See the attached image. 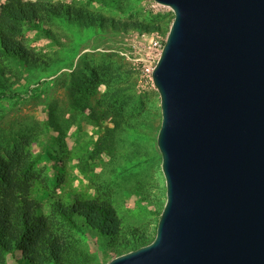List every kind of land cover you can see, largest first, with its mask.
<instances>
[{
	"label": "rangeland",
	"instance_id": "obj_1",
	"mask_svg": "<svg viewBox=\"0 0 264 264\" xmlns=\"http://www.w3.org/2000/svg\"><path fill=\"white\" fill-rule=\"evenodd\" d=\"M9 3L38 18L2 28L20 51L0 45V166H29L42 222L18 246L1 231L0 264H108L148 246L166 187L160 98L143 71L173 13L153 0H0V12ZM79 203L110 208L112 232L73 214Z\"/></svg>",
	"mask_w": 264,
	"mask_h": 264
},
{
	"label": "water",
	"instance_id": "obj_2",
	"mask_svg": "<svg viewBox=\"0 0 264 264\" xmlns=\"http://www.w3.org/2000/svg\"><path fill=\"white\" fill-rule=\"evenodd\" d=\"M165 180L155 239L108 264H264V0H153Z\"/></svg>",
	"mask_w": 264,
	"mask_h": 264
},
{
	"label": "trees",
	"instance_id": "obj_3",
	"mask_svg": "<svg viewBox=\"0 0 264 264\" xmlns=\"http://www.w3.org/2000/svg\"><path fill=\"white\" fill-rule=\"evenodd\" d=\"M54 16H60L63 12L62 8L50 7L45 9ZM37 13L34 4H16L9 3L2 7L0 12V45L4 50L11 48L13 52L19 47H11L2 28H13L9 21H17L26 25H32L37 22ZM20 66L28 70L27 62ZM5 94H0V98H6ZM0 180L4 185L0 184V232H4L7 238L18 246L21 240H25L26 233H32L42 222L39 217L40 208L37 203L30 199L31 192V175L29 166L25 163V168L16 167L13 173L7 175L1 172ZM6 178H5V177ZM61 210L62 205H58ZM73 214L81 215L86 221L92 225L93 231H97L100 235L106 236L114 229L113 213L105 205L93 203H79L72 210ZM20 252V250H16ZM19 264H25V261H20Z\"/></svg>",
	"mask_w": 264,
	"mask_h": 264
},
{
	"label": "built area",
	"instance_id": "obj_4",
	"mask_svg": "<svg viewBox=\"0 0 264 264\" xmlns=\"http://www.w3.org/2000/svg\"><path fill=\"white\" fill-rule=\"evenodd\" d=\"M164 42H161L159 40L152 41L151 49L153 51V56L151 57V59L153 60V63H150L149 65L145 66L144 71H143V75H144V78L146 80V83L151 85V87H153V88H154V86H153V82H152V71L154 68V64H156V62H158L159 56H160L162 49H163Z\"/></svg>",
	"mask_w": 264,
	"mask_h": 264
}]
</instances>
